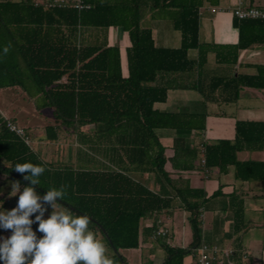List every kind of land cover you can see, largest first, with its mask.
Wrapping results in <instances>:
<instances>
[{
    "label": "trees",
    "instance_id": "trees-1",
    "mask_svg": "<svg viewBox=\"0 0 264 264\" xmlns=\"http://www.w3.org/2000/svg\"><path fill=\"white\" fill-rule=\"evenodd\" d=\"M90 8L45 7L31 0H0V88L20 86L38 106L51 107L57 124L46 126V137L56 139L58 129H73L84 143L94 150L108 145L113 165L104 169L56 166L45 161L23 137L9 129L0 116V171L11 181H19L23 190L30 185L24 179L28 173H18L16 164L31 162L44 165L46 170L35 186L43 196L47 189L67 186V195L58 201L73 215L88 214L89 228L99 235L115 264H129L120 252L137 248L141 235H153L158 223L141 228V219L173 207L174 197L190 212L193 240L186 247L172 246L165 237L156 236L164 248L162 264H184L203 243L202 209L206 201L204 190L179 185L165 170L167 157L156 129L172 128L175 155L182 149L194 152V159L204 149V166L226 171L235 166L239 179L264 178V162L240 161L237 152L264 148V121H237L236 137L214 142L202 141L189 148L186 134L205 128L204 115L181 111H161L155 102L165 101L171 88H196L203 92L205 81L209 89L230 94L237 99L243 86L264 88V65L256 74L231 73L228 76L206 72L208 54L214 51L218 63H236L239 50L264 45V20L238 18L233 24L239 30L236 44L217 45L200 40V10L205 5H218L219 0H85ZM245 6H251L243 3ZM161 8L171 12L174 26L181 32L179 47H160L153 32L142 26L146 8ZM119 26L129 32L132 45L128 48L129 75L121 70L118 46L84 43L81 26L108 28ZM11 43L5 56L3 48ZM191 50L197 51L192 57ZM195 74V76H193ZM171 76L167 78V76ZM63 76L66 83H56ZM192 76L194 78H192ZM207 76H210L209 80ZM14 122L13 120H11ZM15 123V122H14ZM91 124V136L83 125ZM25 129L29 137V131ZM187 152V150H186ZM116 154L118 158L116 159ZM184 168L194 164L185 163ZM131 169L154 172L172 187V195L154 192L136 180ZM12 191V185L10 186ZM19 199V196H16ZM17 200V199H16ZM51 206H47L49 209ZM33 214L32 219H35ZM33 230L38 222L33 223ZM1 231V229H0ZM43 234L37 232V237ZM111 241V242H110ZM142 264H153L143 261Z\"/></svg>",
    "mask_w": 264,
    "mask_h": 264
},
{
    "label": "crops",
    "instance_id": "crops-1",
    "mask_svg": "<svg viewBox=\"0 0 264 264\" xmlns=\"http://www.w3.org/2000/svg\"><path fill=\"white\" fill-rule=\"evenodd\" d=\"M239 2L248 5L264 6V0H219V4L205 5L201 8L200 40L217 45L236 44L239 41V30L233 24V7ZM212 8H216L215 11ZM142 26L153 32L155 44L160 47H179L181 32L175 28L171 12L161 8H146ZM80 39L84 43H100L106 46H118L120 50L122 75H129L128 48L132 45L129 32L119 26L98 28L93 26L80 27ZM192 57L197 56L196 50H191ZM259 65H264V45L242 48L238 53L236 63H218L214 51L208 54L204 65L206 72L228 76L256 74ZM195 76V74L193 75ZM192 76V78H194ZM171 76H167V78ZM207 80L211 78L207 76ZM63 76L56 83L68 82ZM203 92L196 88H171L165 101L155 102L154 107L161 111H181L204 115L205 128L200 132L192 130L186 134L189 148L199 142H214L220 139L233 140L236 137L237 121H264V88L243 86L239 97L233 99L230 94L209 89L205 81ZM11 92H7V91ZM2 91V92H1ZM9 94V100L5 97ZM14 96L21 98L17 101ZM14 97V99H13ZM3 98V99H2ZM0 116L4 120H13L29 131V145L45 161L56 166L72 165L75 168L104 169L111 162L108 145L101 144L100 151L94 150L89 141L84 143L73 129H58L56 139L46 137V126L57 124L52 114V120L46 118V112L51 107L38 106L36 97H31L20 86L0 88ZM36 117L33 121L31 116ZM42 116V117H41ZM43 116H45L43 118ZM49 120H46V119ZM91 124L83 125L87 136H91ZM156 133L165 147L167 161L165 170L169 176L179 181V185L188 183L190 187L204 190L206 201L202 209L203 243L218 246L222 250L225 264H264V178L239 179L235 176V166L229 165L226 171L219 167L211 169L204 166V152L201 150L197 158L188 147L182 149L179 158L174 162V138L178 136L175 129L158 128ZM116 159L118 154L115 155ZM240 161L256 160L264 162V148L243 149L237 152ZM194 164L193 168H184L185 163ZM130 174L138 181L147 185L154 192L164 196L172 195V187L163 178H157L154 172L131 169ZM8 175L0 171V210H11L12 204ZM5 195L7 196L6 198ZM18 203V200H17ZM51 207L45 212V218L51 214ZM190 212L180 206V199L173 200V207L156 212L141 219V228L151 227L154 222L158 228L169 230L172 246L186 247L193 240V231L189 221ZM36 230V229H35ZM34 230V231H35ZM101 235L98 236L100 238ZM4 238V237H3ZM0 233V240L3 239ZM129 264H142L151 261L162 264L166 259L164 248L156 240L155 234L140 237L137 248H123L120 252ZM198 251L185 256L184 264H196ZM214 264H217L216 262Z\"/></svg>",
    "mask_w": 264,
    "mask_h": 264
},
{
    "label": "clouds",
    "instance_id": "clouds-1",
    "mask_svg": "<svg viewBox=\"0 0 264 264\" xmlns=\"http://www.w3.org/2000/svg\"><path fill=\"white\" fill-rule=\"evenodd\" d=\"M10 49L11 43L3 48V54ZM14 169L27 172L24 179L30 185L21 191L20 182L13 181L11 196L19 193L18 203L11 210L0 211V228L12 233L0 240V264H115L105 243L89 228L91 217L73 215L58 204L67 195L66 185L49 188L41 196L35 186H40L45 166L26 162ZM49 205L52 211L45 218ZM37 222L34 231L32 225ZM37 232L43 235L38 238Z\"/></svg>",
    "mask_w": 264,
    "mask_h": 264
},
{
    "label": "built area",
    "instance_id": "built-area-1",
    "mask_svg": "<svg viewBox=\"0 0 264 264\" xmlns=\"http://www.w3.org/2000/svg\"><path fill=\"white\" fill-rule=\"evenodd\" d=\"M36 5H43L45 7H71L76 9H85L90 8L91 5L85 0H31ZM213 11L216 8H212ZM233 14L238 18L244 19H263L264 20V6L260 5H251L245 6L243 2H239L237 5L233 7ZM7 126L10 130L16 132L18 135L23 137L27 143H29V137L25 133V129L23 126L18 125L17 123L12 122L11 120H7ZM204 152V149H202ZM203 163L205 162V158H203ZM1 232L6 236H11V230H5L0 228ZM155 236H162L165 237L166 242L170 243V235L169 230L160 227L157 229ZM198 254L196 258V264H225L224 258L222 257V250L218 246H210L206 243H202L201 246L198 248ZM224 251L223 253H225ZM227 254V252H226ZM222 255V256H220Z\"/></svg>",
    "mask_w": 264,
    "mask_h": 264
},
{
    "label": "rangeland",
    "instance_id": "rangeland-1",
    "mask_svg": "<svg viewBox=\"0 0 264 264\" xmlns=\"http://www.w3.org/2000/svg\"><path fill=\"white\" fill-rule=\"evenodd\" d=\"M2 92V91H1ZM7 92H11V91H7ZM15 97V99H17V101H19V100H21V98H19V97H17V96H14ZM14 97H13V99H14ZM7 100H9V94L5 97ZM3 99V98H2ZM1 103V102H0ZM46 114V118H50V120H52V112L51 111H49V112H46L45 113ZM29 116H31V118H32V120L33 121H35L36 120V117H38V118H40L39 116H34V115H29ZM42 117V116H41ZM45 116H43V118H44ZM45 118V119H46ZM46 120H49V119H46ZM21 191H22V188H21ZM16 196H19V193H17L15 196H13V197H11L12 198V204L13 205H16L17 204V200H18V198L16 197ZM1 197V196H0ZM7 196L5 195V197L4 198H6ZM17 199V200H16ZM0 200H3V198H1ZM0 211H3V210H0ZM0 233H1V235H2V238L4 237H6L1 231H0ZM126 251H122L121 253H125Z\"/></svg>",
    "mask_w": 264,
    "mask_h": 264
},
{
    "label": "water",
    "instance_id": "water-1",
    "mask_svg": "<svg viewBox=\"0 0 264 264\" xmlns=\"http://www.w3.org/2000/svg\"><path fill=\"white\" fill-rule=\"evenodd\" d=\"M111 242V241H110ZM125 264V263H124Z\"/></svg>",
    "mask_w": 264,
    "mask_h": 264
}]
</instances>
